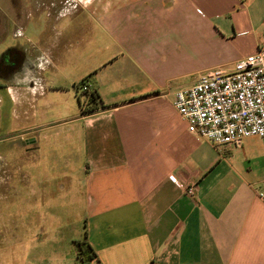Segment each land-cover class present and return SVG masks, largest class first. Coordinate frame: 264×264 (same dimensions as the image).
I'll return each mask as SVG.
<instances>
[{"label": "crops", "instance_id": "crops-1", "mask_svg": "<svg viewBox=\"0 0 264 264\" xmlns=\"http://www.w3.org/2000/svg\"><path fill=\"white\" fill-rule=\"evenodd\" d=\"M0 1V43L20 40L6 74L5 53L14 47L0 51V89L21 86L17 99L36 120L31 150L40 151L39 137L59 143L50 147L60 154L53 162L59 193L46 195L54 204L77 203L80 216L65 228L59 217L55 227L51 220L39 263L82 264L78 245L86 242L96 255L88 264H264V200L257 195L264 190V138L216 149L190 134L173 107L175 93L198 74L232 68L264 44V0L36 1L33 14L44 17L33 19L21 0ZM41 22L55 37L81 35L70 39L59 61L64 69L49 59L62 81L48 84L38 62L47 54L33 49L30 59L20 44L32 41L28 26ZM92 23L113 44L98 45L94 53L105 59L90 67V41L99 39ZM83 85L104 108H58L49 122L36 112L46 89L72 99ZM190 185L193 198L185 194Z\"/></svg>", "mask_w": 264, "mask_h": 264}, {"label": "rangeland", "instance_id": "rangeland-1", "mask_svg": "<svg viewBox=\"0 0 264 264\" xmlns=\"http://www.w3.org/2000/svg\"><path fill=\"white\" fill-rule=\"evenodd\" d=\"M36 1L47 2L50 0L19 1L23 2V12H26L24 16L28 19L44 17L40 15L42 13L33 14ZM28 27L25 33L31 37L32 41L24 43L22 40L20 44L26 52H29L30 59L35 57L33 49L38 48L47 54V57L38 59V62L44 68H41V76L46 79L48 84L52 80L62 81V77L55 76L53 69H50L49 59L64 69L65 63L59 61L63 60L62 57L66 54L69 41L71 38L77 39L81 35L66 33L55 37L50 28L45 27L44 22H41L39 26L30 24ZM92 28L93 37L96 34L99 39L96 42L90 41L88 51L90 67L105 59L103 53H94L96 47L101 44H113L112 39L107 33L104 35L99 26L92 23ZM33 29L38 31L34 35ZM84 37L83 34V40ZM16 40L9 38L5 42L6 44L0 43V51L2 48H6V45L14 47L5 53V62L9 61V63L5 68H2L3 74L12 69L14 57L19 55L18 42L20 40ZM114 50L115 48H112L109 52H114ZM27 62H29L28 59ZM11 85V90L9 88L0 89V264H42L38 261L41 251L38 244L39 241L47 238L51 220L55 227L53 218L59 217L57 219L62 221L59 226L65 228L75 224L80 216L77 203L59 201L54 204L49 201L52 196L46 194L59 193L56 190L57 181H54L60 173L59 164L54 166L53 162L60 154L50 149L55 143L58 145L59 143L53 137L45 138V140L39 137L37 145L40 146V151L31 150L29 141L33 139V134L36 135V120L32 116L26 115L29 106L17 99L18 93L22 92L21 86L15 82ZM45 94L47 96L39 95L35 109L38 115L41 114L47 122L55 115L58 108L70 114L79 112L81 108L78 106L77 99L81 107L84 106L86 100L82 88L76 90V96L72 99L65 98L60 90L49 91L46 89ZM48 98H51L52 102H49ZM32 109L33 107L31 112ZM73 176L76 179L79 174L77 175V172L74 171ZM43 187L45 188L44 193H39ZM56 235L62 239L65 237L64 232H58Z\"/></svg>", "mask_w": 264, "mask_h": 264}, {"label": "built area", "instance_id": "built-area-1", "mask_svg": "<svg viewBox=\"0 0 264 264\" xmlns=\"http://www.w3.org/2000/svg\"><path fill=\"white\" fill-rule=\"evenodd\" d=\"M81 88L86 97L81 111H86L92 90L88 85ZM173 107L190 134L216 149L238 148L250 137L264 138V44L232 68L198 74L192 86L175 93ZM195 190L194 185L186 187V196L193 198ZM257 195L264 200V190Z\"/></svg>", "mask_w": 264, "mask_h": 264}, {"label": "trees", "instance_id": "trees-1", "mask_svg": "<svg viewBox=\"0 0 264 264\" xmlns=\"http://www.w3.org/2000/svg\"><path fill=\"white\" fill-rule=\"evenodd\" d=\"M89 103L86 111H82L84 114H91L105 106L102 105L99 95L96 91H92L88 94ZM81 108V105H80ZM78 255L82 260V264H88L90 261L96 258L92 248L86 242H82L78 245Z\"/></svg>", "mask_w": 264, "mask_h": 264}]
</instances>
